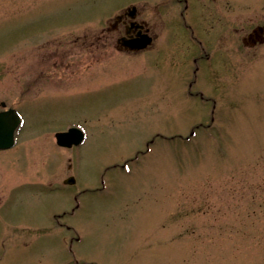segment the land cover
<instances>
[{"label":"rangeland","instance_id":"1","mask_svg":"<svg viewBox=\"0 0 264 264\" xmlns=\"http://www.w3.org/2000/svg\"><path fill=\"white\" fill-rule=\"evenodd\" d=\"M107 1L0 0V101L23 116L0 151V264H264V50L228 55L217 89L188 88L174 44L60 71ZM122 1L154 24L157 0ZM73 127L85 141L60 147Z\"/></svg>","mask_w":264,"mask_h":264},{"label":"flooded vegetation","instance_id":"2","mask_svg":"<svg viewBox=\"0 0 264 264\" xmlns=\"http://www.w3.org/2000/svg\"><path fill=\"white\" fill-rule=\"evenodd\" d=\"M102 6L119 11L110 17L96 37H78L70 45L60 48L62 52H54L50 56L56 57L58 66H63L60 71L76 73L78 68H74V62L93 59L100 49L115 50V54L137 55L153 48H157L159 53L164 45L174 44L184 48L180 51L184 60L191 64L195 80L189 83L188 88L197 87L200 76L205 74L217 89L223 83L228 55L233 52L240 60L244 54L255 56L258 51L264 50V0H157L154 24L150 17L126 1L114 5L108 0ZM169 29L173 33L174 30L181 31L175 33L174 42L165 40ZM143 40L150 42L142 49L132 47ZM244 50L251 52L243 53ZM168 54L172 63L174 55ZM189 56L195 57L190 61ZM59 74L56 72L51 77H60ZM9 109L14 110V107L0 101V113ZM56 188L64 190L60 186ZM62 217L63 213L59 212L54 214L53 219L57 228L65 230L68 227L62 222Z\"/></svg>","mask_w":264,"mask_h":264},{"label":"water","instance_id":"3","mask_svg":"<svg viewBox=\"0 0 264 264\" xmlns=\"http://www.w3.org/2000/svg\"><path fill=\"white\" fill-rule=\"evenodd\" d=\"M150 41L143 40L137 44H133L134 49H142ZM21 117L16 110L10 109L0 113V150L10 149L15 146V134L20 126ZM85 135L79 128L73 127L68 131L58 132L56 134L57 144L61 147L72 148L83 143ZM74 177L65 180V184H75Z\"/></svg>","mask_w":264,"mask_h":264}]
</instances>
